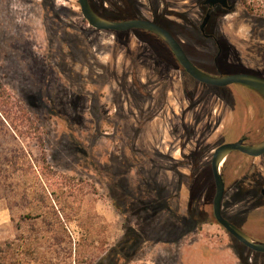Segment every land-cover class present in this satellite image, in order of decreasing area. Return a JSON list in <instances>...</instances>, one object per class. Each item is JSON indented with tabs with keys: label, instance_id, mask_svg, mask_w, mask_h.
Returning <instances> with one entry per match:
<instances>
[{
	"label": "rangeland",
	"instance_id": "obj_1",
	"mask_svg": "<svg viewBox=\"0 0 264 264\" xmlns=\"http://www.w3.org/2000/svg\"><path fill=\"white\" fill-rule=\"evenodd\" d=\"M90 1L106 16L156 18L180 36L194 31L166 22L167 7L198 19L199 0ZM222 31L234 46L228 60L238 53L264 74V0H236ZM128 34L91 27L78 0H0V84L21 101L8 106L13 130L0 121V242H16L21 264H96L134 229L143 244L128 264H264L213 221L211 168L219 134L264 140V99L238 92L235 126L227 103L202 88L187 97L176 74L166 102L157 91L140 100L130 80L121 83L142 48ZM195 48L209 67L212 47ZM139 108L158 117L138 121ZM229 159L223 214L264 242V157Z\"/></svg>",
	"mask_w": 264,
	"mask_h": 264
},
{
	"label": "flooded vegetation",
	"instance_id": "obj_2",
	"mask_svg": "<svg viewBox=\"0 0 264 264\" xmlns=\"http://www.w3.org/2000/svg\"><path fill=\"white\" fill-rule=\"evenodd\" d=\"M129 4H138V3L133 2ZM193 5L195 7V10H198L197 21L195 20L193 21L191 20L192 22L190 21V19H192L193 17L192 12L186 11L183 13H176L169 7L166 8L163 14L164 17H162L164 18L166 22L171 23V24L178 25L176 22H174L172 17L176 18V20H181L182 22L186 23L187 26H189L191 30L194 31L189 36L187 34L184 36L174 34L173 32H171V30H169L170 27L169 28L166 27L163 23L158 21L156 18L148 19V18L138 15L134 17L124 16V17H120L116 19L114 17L106 16L105 14L97 12L96 10L95 11L99 13L101 16L107 19H110V20L125 21V20H130V19H147V20L153 21L155 24L164 28L173 36V38L181 46L187 58L199 70L209 75L221 76V75H230V74H235V73H249V74L258 75L264 78V74H262V72L260 71H257L249 67L247 62L242 59L240 54L238 53L234 54L236 55L235 60L233 61L228 60V58L231 55L230 50H232L233 49L232 47L234 46L232 45V43H230L225 33H223L222 27L225 23V20L228 18L229 14L234 11L236 0H224V2L223 1L199 0L198 4H193ZM157 11H158L157 8H155L154 13L156 14ZM135 31H144L145 32L144 38L140 37L142 34L139 35L135 33ZM131 32L133 33L132 35L135 38H137V40L140 42L139 44L140 46H142V48L139 49L140 52L137 55V59L133 60L134 63L136 62L134 70L132 71L133 73L124 75L121 83H125L126 81L130 80L134 84V87L137 89L140 95V100L146 101V100L151 99L153 94L157 91L161 95L162 100L166 102L167 96L169 94V86H170L169 84L171 83L170 79H173L174 74L178 76L179 85L183 93H186L187 97H188L189 87L202 88V89H204V87H210V88H214L217 90L221 88L219 86H213V85L200 82L195 77H193L187 71V69L180 63V61L176 57L173 50L156 34L149 32L147 30L131 29L128 31L115 32V35L121 36V34H123L124 36L125 35L130 36L131 34H128V33H131ZM184 39H186L187 41L184 42ZM200 44L201 45L206 44L209 47L211 46L212 50L214 51L213 57H211L210 60L207 59L211 62V65L207 68L200 65L199 62L192 56L193 53L191 54V51L195 52L197 49L195 47H197V45H200ZM142 50L145 51L144 52L145 54H141ZM141 55L146 57L145 60H148L147 63L145 64L138 63V58H141ZM85 79L88 85L94 84L97 81L96 76H93L91 73H88V76L85 77ZM237 85L244 86L242 84H232L229 86H237ZM245 87H248V86H245ZM121 94L125 95L124 92L123 93L121 92ZM214 96H217V95L214 94ZM217 97L219 98V94ZM123 105L124 103L121 99V106ZM152 110H153L152 108H149L145 112L143 108H139L138 115H135V116L133 115V117H137L138 121L147 120V119L151 121L158 117L157 112L153 113ZM230 112L231 114L234 115V111L232 109H230ZM183 121H185V118H183ZM221 135L222 134L218 135L219 145L223 144L220 141ZM228 142H232V141H228ZM206 149L209 150L208 147L206 148V146H204L203 151L204 150L206 151ZM234 153H237V152H234ZM230 156L228 157V159L230 158ZM223 166H222V169H223ZM222 177L224 180L223 174H222ZM260 196L262 198V201H264V186L260 188ZM231 222L234 223L236 226L238 224L234 220H231Z\"/></svg>",
	"mask_w": 264,
	"mask_h": 264
},
{
	"label": "water",
	"instance_id": "obj_3",
	"mask_svg": "<svg viewBox=\"0 0 264 264\" xmlns=\"http://www.w3.org/2000/svg\"><path fill=\"white\" fill-rule=\"evenodd\" d=\"M83 17L89 25L96 30L122 32L131 29L147 30L159 36L175 53L180 63L187 71L200 82L225 87L232 84L248 86L264 97V78L249 73H235L230 75L212 76L199 70L185 55L179 43L164 28L147 19H130L125 21L110 20L95 11L90 0H78ZM223 1L224 0H209ZM234 152H241L250 157L264 156V140L256 143L238 140L227 142L214 149L211 160L212 174L215 182V195L213 198V214L217 223L222 226L233 238L241 242L252 252L264 253V242L256 240L241 228L225 217L222 203L225 195V182L222 177V166Z\"/></svg>",
	"mask_w": 264,
	"mask_h": 264
},
{
	"label": "trees",
	"instance_id": "obj_4",
	"mask_svg": "<svg viewBox=\"0 0 264 264\" xmlns=\"http://www.w3.org/2000/svg\"><path fill=\"white\" fill-rule=\"evenodd\" d=\"M121 17H124V16H121ZM135 33H137L139 35L142 34L140 37L144 38V35H145L144 31H135ZM230 87H232V86H230ZM236 87H239V88L235 89V91L233 93H229V94H222L220 92V89L217 90V89L210 88V87H204L205 90H207V91L210 90L209 92L211 94H215L217 96L219 94V98L222 99L225 103H227L228 107L234 111V115H235L234 122H233L234 126L236 125V114L238 113L237 112V103H236V101H237L236 94L238 92H242L244 90V92L246 94L248 93L250 95V98L260 97V98L264 99V97L261 94L257 93V91H254L251 88H248L245 86H240V85H237ZM211 90H213V91H211ZM13 99L14 98H13L12 94L8 91V89L3 84H0V121H1L2 125H4V126L7 125L10 129H12V124H10V122H9L10 121V115L8 113V106H10L11 104H21L20 100H17V99L13 100ZM22 114L25 115L26 112L24 110H22ZM240 114H241V112H240ZM242 115H244L245 118L247 116V114H244L243 112H242ZM246 123L248 124L247 121H246ZM244 126H245V121H244ZM15 127L17 129V126H15ZM248 127L249 128H247V129L250 130L249 125H248ZM34 129H36V128L34 127ZM249 132L247 131L245 133H242L240 135V137L236 138L235 135L232 137L231 132L229 134L226 131L225 133H223L221 135L220 141L222 143L228 142V141H234V140L249 141ZM233 133H236V128L233 131ZM237 153H239V152H237ZM242 155H244L246 157H250V156H247L243 153H242ZM2 158H3V156L0 155V165H2L5 161V160H2ZM229 161H230V159H228L226 161V163L224 164L223 169H222V174L224 176V182H225V188L227 187V176H226L225 170L227 168L231 167V163L229 165ZM229 178H230V176H229ZM262 186H264V180H263ZM262 186L257 187L258 191H260V188ZM225 191H226V189H225ZM213 216H214V214H213ZM207 221H209V220H207ZM213 221L215 223H217L215 217H214ZM15 243L16 242L13 240H7L4 242H0V264H21V262L24 259V252L21 251L19 248L15 247V246H17ZM142 244H143V240L141 239V236L134 229H129L128 232L125 234L124 238L122 239V241L119 242V244L115 245L114 247L108 249L96 264H128L130 259H132L135 256L136 248L141 246Z\"/></svg>",
	"mask_w": 264,
	"mask_h": 264
}]
</instances>
